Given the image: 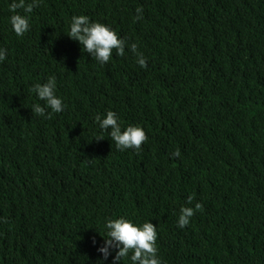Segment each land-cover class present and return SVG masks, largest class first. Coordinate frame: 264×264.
I'll use <instances>...</instances> for the list:
<instances>
[{"label":"trees","instance_id":"16d2710c","mask_svg":"<svg viewBox=\"0 0 264 264\" xmlns=\"http://www.w3.org/2000/svg\"><path fill=\"white\" fill-rule=\"evenodd\" d=\"M10 2L0 0V264H113L100 235L120 216L156 226L162 264H264V0H40L19 37ZM74 15L114 29L124 54L100 64L67 35ZM50 76L65 107L36 115L33 86ZM109 110L122 129L143 128L139 149L100 131Z\"/></svg>","mask_w":264,"mask_h":264},{"label":"clouds","instance_id":"9594fccd","mask_svg":"<svg viewBox=\"0 0 264 264\" xmlns=\"http://www.w3.org/2000/svg\"><path fill=\"white\" fill-rule=\"evenodd\" d=\"M40 0H11L9 10L13 13L8 17V23L12 31L19 37L29 30V15L33 7L38 6ZM23 9L25 15L16 12L17 9ZM137 17L140 18L141 9L137 8ZM67 35L79 41L83 50L89 52L100 63L104 64L112 56L113 49L116 55H123L125 50V40L119 38L114 29L108 25L96 21H90L86 15H74L68 26ZM130 51L136 54V63L141 67L145 66V58L137 52V45L130 44ZM5 59V50L0 48V61ZM55 78L50 76L43 84L37 83L33 86V91L38 100L44 101V104L33 103L31 109L34 114L44 116L45 109H50L51 113H60L65 105L62 98L56 94ZM98 128L101 132L107 131L111 141L119 150L127 148L139 149L141 144L147 139L145 131L139 125H127L123 129L118 122L119 118L115 112L109 110L101 118L95 117ZM96 139H102L97 137ZM178 156L179 152L172 153ZM192 197H188L191 203ZM201 208L200 203L194 207L182 206L177 217V226L183 228L189 224L194 210ZM103 235H100L104 241L102 247L98 249L102 253L101 261L106 260L109 255V248H115L116 253L113 256V264H121L127 260L129 264H162L158 256L156 246L157 231L156 226L150 221L138 223L132 219L123 216L117 218H106L102 224Z\"/></svg>","mask_w":264,"mask_h":264}]
</instances>
